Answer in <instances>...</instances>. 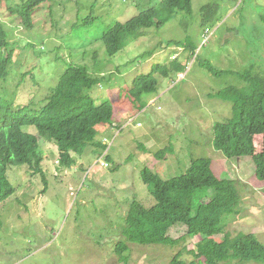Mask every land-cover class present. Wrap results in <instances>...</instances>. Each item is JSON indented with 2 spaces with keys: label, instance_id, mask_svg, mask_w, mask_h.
I'll return each mask as SVG.
<instances>
[{
  "label": "rangeland",
  "instance_id": "1",
  "mask_svg": "<svg viewBox=\"0 0 264 264\" xmlns=\"http://www.w3.org/2000/svg\"><path fill=\"white\" fill-rule=\"evenodd\" d=\"M161 1L50 0L36 9L28 29L10 10L22 1L0 0V22L13 53L0 98L19 106L31 101L38 110L69 65L86 66L101 79L87 93L114 109V125L97 136L107 150L86 146L81 156L73 155L70 169L58 165L56 146L35 127L22 128L39 138L44 174L26 166L7 168L16 190L0 204V264H124L115 250L119 242L129 250L125 264H176V255L190 262L191 253L203 252V237L188 236L174 220L166 225L177 240L174 246L134 245L125 242L123 230L133 201L145 208L155 204L152 186L142 181L145 169L169 180L197 159L211 160L215 176L235 181L241 196L240 213L224 218L226 232L252 234L264 245V182L255 178L250 157L227 159L214 147L213 126L232 117V105L209 97L228 86L243 87L239 75L252 65L264 71V0H219L217 20L207 25L201 9L216 0H192L191 14H178L163 27L151 23L110 57L101 38L107 28L156 9ZM173 59L186 68L181 76H155V94L134 102L123 92L152 65ZM206 64L224 74L214 76ZM122 104L129 110L120 115ZM253 145L260 153L264 135ZM166 148L171 151L163 158L156 156Z\"/></svg>",
  "mask_w": 264,
  "mask_h": 264
},
{
  "label": "trees",
  "instance_id": "2",
  "mask_svg": "<svg viewBox=\"0 0 264 264\" xmlns=\"http://www.w3.org/2000/svg\"><path fill=\"white\" fill-rule=\"evenodd\" d=\"M21 1L20 6L10 10L20 18L24 27L31 29L34 12L50 0ZM220 6L216 0L202 7V25L217 20ZM191 12L192 0H162L156 9L147 10L126 23L109 26L101 36L102 42L107 54L113 57L129 43L138 40L143 34L137 35V32L151 28V23L163 27L174 16ZM260 21L264 26V15ZM12 55L5 27L0 22V82L8 76ZM168 63L152 65L149 72L136 76L123 92L134 102L155 94L159 88L155 76L168 77L172 72L181 74L186 68V64L177 59ZM204 66L214 76L224 74L210 64ZM259 68L252 65L239 75L243 87L228 86L209 97L232 105V117L213 126L214 147L227 159L250 157L255 178L264 182V149L256 153L253 145L254 136L264 135V71ZM100 82V78L90 74L88 67L69 65L38 110L35 109L37 103L31 101L19 106L14 101L0 98V204L16 190L7 179L8 167L26 166L35 173L44 174L39 138L24 132L23 127H35L54 144L58 150V165L65 169L75 164L73 155L81 156L86 146L102 153L107 150L106 144L100 138L97 140V136L102 135L103 132H99L103 128L114 125L111 122L113 106L109 101L97 104L87 93ZM170 151L166 148L156 156L163 158ZM105 157L109 160L108 156ZM142 181L152 186L155 204L151 208H145L137 201L130 204L123 230L125 242L139 246H174L177 240L172 239L166 230V225L174 220L175 224L186 229L188 236L203 237L204 245L199 256L191 253L194 258L190 262L182 261L180 255H176V264H222L226 261L264 264V245L254 235L238 233L232 236L226 232L224 218L240 213L241 196L235 181L215 176L211 160H194L184 174L169 180H162L145 169ZM217 235L223 236L221 241L214 239ZM115 250L119 261L125 264L129 252L126 244L119 242Z\"/></svg>",
  "mask_w": 264,
  "mask_h": 264
},
{
  "label": "crops",
  "instance_id": "3",
  "mask_svg": "<svg viewBox=\"0 0 264 264\" xmlns=\"http://www.w3.org/2000/svg\"><path fill=\"white\" fill-rule=\"evenodd\" d=\"M182 57H184V56H182ZM180 76H181V74H179ZM128 86H126V88H127ZM153 100H151V102H152ZM116 103L119 105L120 103L118 102V101H116ZM125 108H127L128 110H129V108H128V105L127 104H122V105H120V106H118V109L120 110L119 111V113H120V115H122V113L125 111V110H123V109H125ZM114 110V109H113ZM114 115V114H113ZM113 126V125H112ZM112 126H109V127H106V128H103L101 131L102 132H104L107 128H110V127H112ZM116 127V126H115ZM260 136H263V135H258V136H254L253 137V140L255 139V138H258V137H260ZM255 148V147H254Z\"/></svg>",
  "mask_w": 264,
  "mask_h": 264
},
{
  "label": "bare ground",
  "instance_id": "4",
  "mask_svg": "<svg viewBox=\"0 0 264 264\" xmlns=\"http://www.w3.org/2000/svg\"><path fill=\"white\" fill-rule=\"evenodd\" d=\"M102 166H104V167L106 166V167H107V166H108V164H106V163H103V164H102Z\"/></svg>",
  "mask_w": 264,
  "mask_h": 264
},
{
  "label": "built area",
  "instance_id": "5",
  "mask_svg": "<svg viewBox=\"0 0 264 264\" xmlns=\"http://www.w3.org/2000/svg\"><path fill=\"white\" fill-rule=\"evenodd\" d=\"M103 139H105V138H103ZM110 146H111V145H110ZM99 163L103 164V162H101V161H100Z\"/></svg>",
  "mask_w": 264,
  "mask_h": 264
}]
</instances>
